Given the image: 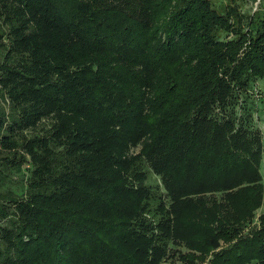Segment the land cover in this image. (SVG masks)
<instances>
[{
	"label": "trees",
	"instance_id": "obj_1",
	"mask_svg": "<svg viewBox=\"0 0 264 264\" xmlns=\"http://www.w3.org/2000/svg\"><path fill=\"white\" fill-rule=\"evenodd\" d=\"M230 2L0 0V264H264L235 204L263 197L264 12Z\"/></svg>",
	"mask_w": 264,
	"mask_h": 264
},
{
	"label": "rangeland",
	"instance_id": "obj_2",
	"mask_svg": "<svg viewBox=\"0 0 264 264\" xmlns=\"http://www.w3.org/2000/svg\"><path fill=\"white\" fill-rule=\"evenodd\" d=\"M231 0H211L213 6L219 10L224 11L226 8V5L231 4ZM264 0H235V9L241 13V14H251V12L257 11L258 15H262L264 12ZM257 92L260 94V96H264V81H261L259 84H257ZM254 116L257 118L256 126L259 129L260 135H262V144H263V153H262V160H261V166L260 171L262 174V184H263V197L260 202V206L257 208L251 204L249 201H246L244 199L239 200L238 202H235L236 209L238 214L240 215L239 218H242L246 213L249 211L254 210V220L260 215V213L264 212V105H261L258 107V113H254ZM248 216V215H246ZM245 216V217H246ZM244 217V218H245ZM253 224L255 222L253 221ZM191 251L190 249L186 248L182 252H188ZM164 264H182L177 259V254L174 260L170 258L169 261L165 262Z\"/></svg>",
	"mask_w": 264,
	"mask_h": 264
}]
</instances>
